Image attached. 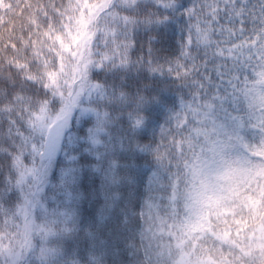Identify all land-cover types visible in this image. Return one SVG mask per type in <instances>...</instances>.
Segmentation results:
<instances>
[{
    "label": "snow or ice",
    "instance_id": "obj_1",
    "mask_svg": "<svg viewBox=\"0 0 264 264\" xmlns=\"http://www.w3.org/2000/svg\"><path fill=\"white\" fill-rule=\"evenodd\" d=\"M0 264H264V0H0Z\"/></svg>",
    "mask_w": 264,
    "mask_h": 264
}]
</instances>
